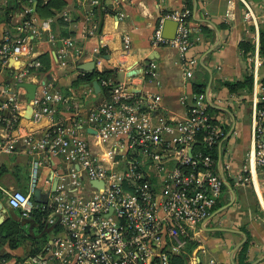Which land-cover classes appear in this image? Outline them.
I'll list each match as a JSON object with an SVG mask.
<instances>
[{
	"label": "built area",
	"instance_id": "1",
	"mask_svg": "<svg viewBox=\"0 0 264 264\" xmlns=\"http://www.w3.org/2000/svg\"><path fill=\"white\" fill-rule=\"evenodd\" d=\"M89 1L92 5L99 4V0ZM4 3L0 0V14ZM191 15L192 9L187 4L166 12L160 16L151 36L153 47L178 50L186 65L187 78L193 77L198 62L187 56L193 32L189 24ZM116 16L120 18V13ZM20 17L14 31L5 30L0 36V61L3 66L11 59L26 62L14 75L15 83L22 89L19 84L28 81L32 71L42 65L31 58L33 46L42 32L50 28L51 19L39 22L29 7ZM167 20L177 23L172 39L164 35ZM97 32L98 24L93 22L87 34L95 36ZM99 36L100 44L93 49L97 65L102 63L100 48L108 46L106 33ZM60 42L57 55L60 60L71 56L78 63L86 55L74 39L62 38ZM122 43V54L128 55L132 47L129 34L122 35ZM146 75L150 81L159 83L156 62L149 64ZM100 84L109 94L89 110L87 120L103 142L112 144L107 152L110 164L95 156L76 126L54 120L55 104L66 101V97L46 81L42 83V95L31 101L32 119L39 122L48 117L50 129L42 136L27 133L0 138V153L12 154L22 144L32 157L28 192L2 189L3 195L11 209L18 211V220L32 219L36 227L33 214L40 206L45 231L51 233L38 253L1 258L0 264H172V256L187 254L189 241H198L200 224L211 216L222 199L224 183L216 169L214 151L222 144L226 132L220 122H211L205 91L182 98V102H189L183 120L161 114L154 119L161 103L158 93L136 94L130 89L131 84L109 77L101 79ZM11 90L9 86L0 90V96H6L0 107V128L5 123L10 128L12 125L2 111H13L15 121L19 119L18 94ZM255 119L257 141L252 156L258 166L264 167V109L256 110ZM201 135L204 150L195 146ZM43 154L62 157L71 168L53 174V179L57 178L55 191L53 184H49L48 201L37 203L33 192L41 187ZM224 155H227L224 168L229 170L228 149L224 148ZM244 171L248 172V167L237 175L242 184L252 180ZM93 180L101 181L103 186L92 184ZM200 256V252L189 254L187 264H200ZM209 263L225 264L213 258Z\"/></svg>",
	"mask_w": 264,
	"mask_h": 264
},
{
	"label": "crops",
	"instance_id": "2",
	"mask_svg": "<svg viewBox=\"0 0 264 264\" xmlns=\"http://www.w3.org/2000/svg\"><path fill=\"white\" fill-rule=\"evenodd\" d=\"M4 1L1 14L6 11L9 14L8 19L0 23V36L5 30H15L20 14L27 7L31 8L32 15L39 22L51 19L50 28L35 41L31 57L38 59L42 54H49V69L45 71L46 65L41 63V69L33 70L28 81L39 84L38 96L42 95L43 81L53 90L61 91L66 101L55 104L57 112L54 120H64L68 125L76 126L80 135L89 141L95 156L105 164H110L107 152L112 144L101 140L87 117L89 110L108 95L103 87L97 92L92 85L100 77L86 80V75L96 70L108 71L109 78L131 84L130 89L136 94L147 91L158 93L161 103L158 112H154V119L161 114L173 120H183L187 116L189 102H182V98L195 92L194 84H206L207 103L219 110L211 115L223 126L226 136L218 147L219 158L216 161L217 172L224 183L223 195L211 216L200 224L198 241L201 250L205 249V253L200 254L207 257V262H204L200 256V264H210L212 258L225 264H238L237 253L247 240H250L247 251L249 264H264V167L258 166L252 156L257 141L255 112L263 94L259 87V81L264 76L259 44L260 27L264 24V0H191V6L188 5L190 0H99L97 5H92L89 0H67L68 5L51 17L41 16L31 3L19 1L14 8L12 0ZM101 1L112 11L105 14L94 11L93 8ZM186 4L192 9L189 24L193 28L187 56L198 61L192 78L186 77V65L178 50L167 46L156 48L151 43L160 16ZM118 13L120 18L116 16ZM93 22L98 24V32L90 36L87 30ZM166 30L173 32L174 24H168ZM103 33L107 35L108 46L100 48L101 65L95 63L93 71L79 69V65L95 61L93 49L99 46V35ZM123 34L131 37L132 47L128 55L122 54ZM69 37L86 54L78 63L71 56L61 60L57 56L62 46L60 39ZM246 40L255 45L247 58L241 49V43ZM152 61L158 64L159 83L150 81L146 75ZM25 63L24 60L11 59L3 66L0 61V90L9 86L18 94L20 103L19 119L16 121L13 111H2L6 121H12V125L10 128L5 123L0 128V138L8 134L23 136L27 133L42 136L51 127L48 117L39 122L33 121V111L29 113L33 103L25 98L26 90L19 89L15 83V72ZM249 73L254 76L251 92L244 88L232 92L225 85L227 81H242ZM5 97L0 96V107ZM201 140L199 137L197 142ZM224 148L229 150V170L224 168L227 159ZM42 157L44 164L40 170V183L43 191H48L55 180L53 174L67 172L71 165L62 157L48 154ZM31 162L32 157L22 144L12 154L0 153V199L3 204L0 210L5 220L13 216L17 218L19 213L15 214L6 205L7 200H2V189L29 186L26 182L30 179ZM143 166L150 168L148 164ZM243 167L244 170L248 167L249 171L244 173L252 176L251 182L244 184L237 181Z\"/></svg>",
	"mask_w": 264,
	"mask_h": 264
},
{
	"label": "trees",
	"instance_id": "3",
	"mask_svg": "<svg viewBox=\"0 0 264 264\" xmlns=\"http://www.w3.org/2000/svg\"><path fill=\"white\" fill-rule=\"evenodd\" d=\"M12 1L15 3L13 5L14 8L19 4V1L31 3L32 6L34 5L35 11L41 14V16L43 17L55 16L56 12L62 11L65 8V6L68 5L67 0H35V1L34 0H12ZM189 3L190 4L188 5L191 6V0ZM8 7H10V5H8ZM93 9L94 11H98L101 14H105V13L112 11L110 7L107 6L102 1L99 6H95ZM8 14H9L8 11H6V13L4 12L3 14H0V23L8 19ZM254 47L255 45L250 40L248 41L246 40L241 43V49L244 53L245 58H247L248 55L254 50ZM259 54L264 64V24L260 27ZM49 58H50L49 54H42L38 57L40 62L46 65L45 71L49 69L48 68L50 64ZM95 77H98V78L100 77L99 79L108 78L109 77L108 71H97L96 70L93 74L88 75V76L86 75L85 79L91 80ZM253 83H254L253 73H249L248 75L245 76L244 80L234 81V82L227 81L225 82V85L228 86L229 90L232 92L238 91L240 88H244V90H246L247 92H251L253 89ZM259 86L264 89V76L260 79ZM205 88H206V84H202V85H199L197 83L194 84L195 92H203L205 91ZM103 89L106 95H108L107 88L103 87ZM258 108L264 109V93L262 94L261 101L258 103ZM218 111H219L218 109L212 106H209V113H210L212 123H215L218 121L215 120V118L211 115V113H215ZM202 137L204 136L203 135L200 136V139H202L201 142H196L195 146H198L200 147V149L204 150L205 145H204ZM214 157L216 159L219 158L218 149L214 151ZM26 189H27V186H26ZM222 204L223 202L220 203V206ZM43 214L44 213L41 211L40 206L35 208L33 216H34L35 221L38 223V227H39L38 232H40L41 235L49 234V237L45 240L43 245H40V243L38 242V239H37L38 236H36L35 231L33 234H30V232L26 234L23 231L21 227L22 225L16 217L14 216L9 217L5 221L0 223V241L3 244L4 250H5L3 252L4 254L0 255L1 258L2 257L11 258L15 256L16 251L20 249L26 242H30V245H31L28 255L38 253L41 250V248L48 243L51 237V233H48L47 231H45V224L41 220ZM199 243L200 242L197 240L189 241L188 246H187V254L172 256V264H187V258L189 254L201 252ZM249 243H250V240H247L244 243V245L241 247V249L238 251L237 256H236V260L238 264H249L247 260V251H248Z\"/></svg>",
	"mask_w": 264,
	"mask_h": 264
},
{
	"label": "water",
	"instance_id": "4",
	"mask_svg": "<svg viewBox=\"0 0 264 264\" xmlns=\"http://www.w3.org/2000/svg\"><path fill=\"white\" fill-rule=\"evenodd\" d=\"M170 23L174 24L173 32H169L168 30H166L168 24H170ZM176 29H177V23L175 21H172V20H167V22L165 23V26H164V35L167 38L172 39V38H174V36L176 34ZM79 69L93 71L95 69V61H91L89 63L81 64V65H79ZM92 85L94 86V88L96 89L97 92H100L102 90V86L100 84L99 79L94 80ZM19 86L26 89L25 98L27 99L28 102H30L36 98L37 90L39 88V84H37L36 82L24 81V82H21L19 84ZM33 110H34V107L30 106L29 107V113L31 114ZM224 180H225V178H224ZM225 182H226V180H225ZM56 184H57V178H55V180H54L52 191H55ZM92 184L99 185L100 187L103 186V183L101 181H97V180H93ZM226 184H228V183L226 182ZM49 194H50V191H43V189L41 187H37V188H35V190L33 192L34 201L37 203H46L48 201ZM6 205L9 208H11L8 201H6ZM0 206L2 207L3 204L0 203ZM4 220H5V217L2 216L0 219V223H2ZM19 222L21 223V225H28L30 234L34 233V228L36 227V223L32 219H25V220H21V221L19 220ZM242 244L243 243H241L238 246V248Z\"/></svg>",
	"mask_w": 264,
	"mask_h": 264
},
{
	"label": "rangeland",
	"instance_id": "5",
	"mask_svg": "<svg viewBox=\"0 0 264 264\" xmlns=\"http://www.w3.org/2000/svg\"><path fill=\"white\" fill-rule=\"evenodd\" d=\"M26 3H28V2H26ZM37 40V39H36ZM151 178L152 179H154V177H153V175H151ZM29 181H30V179H29ZM29 181H27L26 182V184H28L29 183ZM18 188H20V187H18ZM18 188H14V189H18ZM22 191H24V192H28V185H27V189H26V186L25 187H22V189H21ZM6 196H3V198H2V200L5 202L6 201ZM12 210V209H11ZM14 212H15V214H18V211H15L14 210ZM22 227V229H23V231L26 233V234H28V232H29V227H28V225H22L21 226ZM34 231H35V233H36V236H38V242L40 243V245H43L44 244V242H45V240L49 237V234H46V235H41L40 234V232H38L39 231V227L37 226V227H35L34 228ZM30 248H31V245H30V242H26V243H24V245L20 248V249H18L17 251H16V255H18V256H26V255H28L29 254V250H30ZM5 250H4V247H3V244L1 243V241H0V255H2V254H4L3 252H4ZM201 256H202V258H203V261L204 262H207L206 261V255L205 254H201ZM2 258H5V259H9V257L7 258V257H2ZM0 261H1V257H0Z\"/></svg>",
	"mask_w": 264,
	"mask_h": 264
}]
</instances>
